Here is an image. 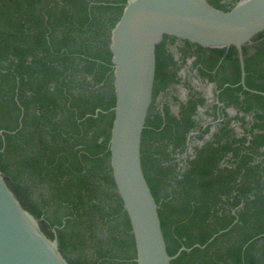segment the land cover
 Instances as JSON below:
<instances>
[{
  "label": "trees",
  "instance_id": "1",
  "mask_svg": "<svg viewBox=\"0 0 264 264\" xmlns=\"http://www.w3.org/2000/svg\"><path fill=\"white\" fill-rule=\"evenodd\" d=\"M207 1L229 12L241 0ZM126 2L0 0V171L69 264H137L109 149L110 36ZM166 38L156 47V85L166 78ZM186 43L207 55L210 70L229 72L220 87L240 83L236 47ZM242 51L246 86L264 93V32ZM225 91L244 96L241 110L254 111L255 123L240 138L220 130L183 166L174 155L186 150L191 110L180 123L167 116L163 129L153 109L147 118L142 167L167 253L191 249L171 264H264V97L241 85Z\"/></svg>",
  "mask_w": 264,
  "mask_h": 264
},
{
  "label": "water",
  "instance_id": "2",
  "mask_svg": "<svg viewBox=\"0 0 264 264\" xmlns=\"http://www.w3.org/2000/svg\"><path fill=\"white\" fill-rule=\"evenodd\" d=\"M263 32L264 0H241L229 12L207 0H127L110 36L116 115L109 149L113 179L132 226L137 264H171L182 252L191 251L182 248L175 256L168 255L159 207L142 167V136L153 101L157 45L169 36L205 48L236 47L241 82L247 90L242 48ZM0 264H69L58 241L42 232L1 171Z\"/></svg>",
  "mask_w": 264,
  "mask_h": 264
},
{
  "label": "flooded vegetation",
  "instance_id": "3",
  "mask_svg": "<svg viewBox=\"0 0 264 264\" xmlns=\"http://www.w3.org/2000/svg\"><path fill=\"white\" fill-rule=\"evenodd\" d=\"M163 40L162 59L168 64L166 78L160 85H156L155 81L150 111L153 109L154 117H159L160 129H163L168 124L167 116L180 123L185 120L184 114L191 110L188 116L195 126L187 133L186 150L174 155L180 166H183L194 157L195 148H201L211 141L222 129L231 130L234 138L242 137L255 123V112L245 113L241 110L244 96L240 92L225 91L227 87H243L242 73L239 84L232 86L225 83L220 87V80L229 76L228 71H222L218 66L210 70L206 62L207 55L196 53V47H188L187 41L169 36ZM246 88L243 87L252 94H264Z\"/></svg>",
  "mask_w": 264,
  "mask_h": 264
}]
</instances>
